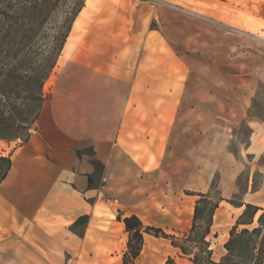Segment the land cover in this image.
I'll use <instances>...</instances> for the list:
<instances>
[{"label":"crops","instance_id":"crops-1","mask_svg":"<svg viewBox=\"0 0 264 264\" xmlns=\"http://www.w3.org/2000/svg\"><path fill=\"white\" fill-rule=\"evenodd\" d=\"M259 33L264 0H85L33 130L0 149L11 160L0 182V264H121V219L160 211L172 221L167 200L178 191L163 167L175 119L188 112L191 55L264 50ZM201 64L222 85L221 63Z\"/></svg>","mask_w":264,"mask_h":264},{"label":"rangeland","instance_id":"rangeland-1","mask_svg":"<svg viewBox=\"0 0 264 264\" xmlns=\"http://www.w3.org/2000/svg\"><path fill=\"white\" fill-rule=\"evenodd\" d=\"M259 35L264 36L262 33ZM261 46L259 43L257 47L254 46L258 50H232L230 54L217 56L191 55V67L197 69L191 73L189 101L184 106L178 104V109L182 105L183 110L188 112L175 119L174 148L167 152L168 158L164 157L168 161L167 166L163 167L174 190L178 191V195L174 194L173 199L167 200L175 217L170 221L160 211L151 215L144 211V225L161 228L167 237L146 236L144 252L138 264H163L168 257L178 264H191L171 242L175 240L173 238H182L190 228L194 203L198 198H194L193 194L209 193L213 199H224L215 211L210 234L207 236L215 261L225 254L224 243L244 208L235 209L227 200L264 208V50H261ZM7 51L9 55L17 53L23 61L22 70L24 66L42 68L46 61L40 59H46L49 53V50ZM213 61L221 63V87L213 86L218 71L204 72L198 69L202 66L201 63L212 64ZM5 64L11 67L19 62L7 58ZM203 74L207 79L210 78V83L203 82ZM46 82L47 80L44 84ZM31 89L27 82L22 86L21 98L15 106L17 109H24L22 117H27L26 133L33 130L40 105L37 101L28 105ZM42 95L45 97L44 85ZM211 98H218L221 104L211 101ZM243 102L249 106L245 116L241 118L239 115ZM218 106L222 110V118H212ZM230 108L238 111V117H225ZM26 133L21 141L25 139ZM11 141L14 142L10 147L19 143L16 140L0 139V149H7V143ZM162 153L165 152H159L160 156ZM187 196H190L189 199ZM157 207L160 208L159 205ZM255 225L254 219L248 228ZM242 228L243 226H238L237 230Z\"/></svg>","mask_w":264,"mask_h":264},{"label":"trees","instance_id":"trees-1","mask_svg":"<svg viewBox=\"0 0 264 264\" xmlns=\"http://www.w3.org/2000/svg\"><path fill=\"white\" fill-rule=\"evenodd\" d=\"M85 0H0V139L15 140L27 132V117H22L24 109H17L16 102L21 98L22 86L27 82L32 89L27 101L40 102L35 121L44 100L42 89L51 70L63 49L71 31L72 24L84 6ZM7 50H49L42 67L25 68L23 61ZM7 54V55H6ZM23 55V57H25ZM11 58L19 64L7 67L5 62ZM19 59V60H18ZM27 67V68H26ZM17 113H14V111ZM30 132L25 134L24 142ZM11 167L10 154L0 155V182ZM193 207L190 228L182 238H173L171 245L180 255L187 257L191 264H264V208L250 203L238 204L229 200L235 207H244L236 223L229 231L224 243L225 254L218 261L213 259V250L207 236L210 234L212 219L222 197L213 199L209 193H197ZM256 225L252 228L255 214ZM117 219H121L117 216ZM128 233L126 250L121 264H134L144 243V234L167 237L161 228L146 226L141 219L132 214L121 219ZM81 218L71 228L85 224ZM238 226H243L239 231ZM172 237V236H170ZM163 264H178L168 257Z\"/></svg>","mask_w":264,"mask_h":264},{"label":"built area","instance_id":"built-area-1","mask_svg":"<svg viewBox=\"0 0 264 264\" xmlns=\"http://www.w3.org/2000/svg\"><path fill=\"white\" fill-rule=\"evenodd\" d=\"M137 1H157V0H137ZM229 28H230V27H229ZM231 29H233V28H231ZM15 140H16V141H19V143L22 142L20 138H17V139H15Z\"/></svg>","mask_w":264,"mask_h":264},{"label":"bare ground","instance_id":"bare-ground-1","mask_svg":"<svg viewBox=\"0 0 264 264\" xmlns=\"http://www.w3.org/2000/svg\"><path fill=\"white\" fill-rule=\"evenodd\" d=\"M259 212H260V211H258V212L255 214V217H254L255 220H256V218L258 217Z\"/></svg>","mask_w":264,"mask_h":264}]
</instances>
